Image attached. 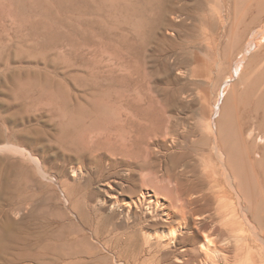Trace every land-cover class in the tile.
I'll return each mask as SVG.
<instances>
[{
	"label": "rangeland",
	"instance_id": "1",
	"mask_svg": "<svg viewBox=\"0 0 264 264\" xmlns=\"http://www.w3.org/2000/svg\"><path fill=\"white\" fill-rule=\"evenodd\" d=\"M45 1L0 0V207L13 220L9 207L21 196L20 214L29 217L31 240L44 237L27 249L38 258L30 254L10 264H133L123 240L93 235L94 224L112 210L104 201L107 186L128 198L143 188L149 196L173 194V185H184L189 176L205 180L200 165L190 170L187 159L160 172L140 158L129 178L130 166L120 153L145 156L135 131L145 136L172 125L197 140L208 125H218L239 162L264 145L245 122L258 80L256 67L247 64L256 45L246 47L252 39L264 41V26L250 24L244 34L242 16L261 11L262 17L264 0H226V11L234 13L230 19L207 6L203 24L194 20V0H185L192 11L188 26L176 25L186 10L175 17L170 9L166 24L155 29L151 23L143 31L136 24L156 14L138 13L134 1L75 0V11H58V19L46 14ZM230 20L239 23L233 33L227 31ZM58 125H75V158L57 140ZM21 128L24 142L9 137L11 129ZM71 165L80 171L74 174ZM259 166L249 174L255 198L264 187V161ZM117 212L115 220L124 219ZM44 243L51 251L40 250ZM68 244L72 254L64 250Z\"/></svg>",
	"mask_w": 264,
	"mask_h": 264
},
{
	"label": "bare ground",
	"instance_id": "2",
	"mask_svg": "<svg viewBox=\"0 0 264 264\" xmlns=\"http://www.w3.org/2000/svg\"><path fill=\"white\" fill-rule=\"evenodd\" d=\"M129 1H134L131 4L138 13L150 10L156 14L153 21L147 22L142 17L140 23L136 24L142 31L147 30L151 23H154L155 29L166 24L165 14L170 9L175 17L186 10L185 18L181 16V23L176 25L188 26L185 19L192 13L185 5V0ZM169 1L172 3L168 6ZM193 3L197 5V11L193 12L194 20L201 23L209 19L205 12L207 6L213 12L224 11L228 19L233 13L232 10L226 11V0H194ZM43 7L47 15L58 19V11H75V0H46ZM261 13L246 11L242 14L243 21L247 20L244 34L250 24L263 23L264 26V13L259 18ZM237 16L240 17L238 14ZM238 24L234 20L228 21L227 31L233 33L234 26ZM143 39L147 42L149 37ZM144 41L140 40L136 53H141ZM253 43L256 48L251 52L247 64L251 68L256 67L258 80L252 85V99L247 104L245 122L250 123V133L257 131V135L264 138V41L250 40L247 50ZM241 71L243 67L239 73ZM58 126L57 140L68 146V151L73 149L71 156L75 158V125ZM122 126L133 129L137 127ZM21 131L22 128L11 129L9 137L24 142ZM224 136L218 125H208L206 136L197 140L191 139L190 132H177L172 125H168L162 132L155 131L145 136L135 131L133 137L137 145L144 146L145 156L120 153V158L130 166L129 178L135 174L131 165H135L140 158L151 161L153 165L150 166L153 169L158 167L160 172L170 162L172 164L169 166H173L175 162L187 159L190 170L200 165L199 172L205 180L197 182L199 176H189L184 185L179 181L173 185V194L149 196L148 190L143 188L135 195H128V198L116 187L108 185L104 201H109L112 210L94 224L93 235L107 233L117 240H123L133 252V264H264V187L263 194L255 198L249 175L264 161V145L248 151L246 159L239 162L233 144ZM71 167L74 174L80 171L78 166ZM22 202L24 204V199L19 196L9 207L16 216L13 220L8 208L0 207V264H10L13 259L22 260L30 254L38 258L36 253H30L27 249L44 237L41 235L39 240H31L34 232L30 230L28 215L20 214ZM117 209L120 213L124 212V219L120 217L115 220L119 213ZM49 220L44 216L42 225L48 227ZM67 241L73 244V239L69 236ZM69 244L64 250L72 254L73 249ZM255 246H259L258 252L253 250ZM51 249L46 243L40 246L43 252Z\"/></svg>",
	"mask_w": 264,
	"mask_h": 264
}]
</instances>
